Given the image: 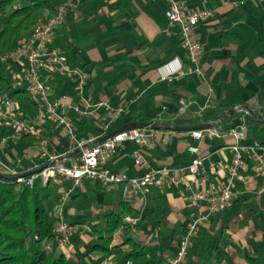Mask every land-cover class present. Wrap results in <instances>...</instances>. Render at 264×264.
<instances>
[{
	"label": "crops",
	"instance_id": "0c3cea01",
	"mask_svg": "<svg viewBox=\"0 0 264 264\" xmlns=\"http://www.w3.org/2000/svg\"><path fill=\"white\" fill-rule=\"evenodd\" d=\"M178 1L187 10L214 11L212 17L195 27L202 47L199 74L188 72L189 63L180 47L178 27L169 25L165 17V0H76V6L66 10L47 49L58 48L66 56L67 64L79 69L85 82L79 94L74 89V78L55 74L50 80L49 99L63 96L69 104L65 113L74 123L80 144L129 122L140 121L138 118L193 125L186 122L197 117L198 110L208 104H247L259 113L257 93L264 88V0ZM30 37L31 32L18 45L27 44ZM9 63L13 89L20 90L11 99L17 103L16 113L30 123L35 110L25 90L22 61ZM178 66L182 75L171 81L163 79ZM46 73L42 69L41 77ZM82 100L103 103L108 109L100 105L93 114L79 117L73 108H81ZM116 108L123 111L114 115L111 109ZM237 114L227 121L239 117ZM101 123L106 129L100 128ZM254 127L264 130V124L259 123L246 128L245 137L237 140L231 130L223 131L217 126L213 127L217 135L201 141L195 140L190 132L149 130L151 147L144 146L143 152L150 167L186 166L191 159L188 148L194 145L202 158L199 174L186 175L177 185L160 190L127 195L123 194L121 185L103 187L98 182L82 180L63 203L65 220L91 226L84 221L85 216H91L97 222L93 226H105L108 213L130 207L125 216L137 219L135 226H138L135 231H129L131 237L149 247L154 258L150 264H166L187 223L199 213L207 214L205 202L194 201L192 196L201 187L222 183L224 165L232 156L229 146L235 142H264L248 134ZM34 128L48 139V150L54 156L80 145L70 141L48 118ZM3 130L8 131L0 126V136ZM27 135L31 138L8 141L0 148L1 163L16 174L29 172L46 162L37 153L35 136ZM134 148L133 142H124L107 162V168L129 177L144 172L133 165ZM77 155L61 162L69 165ZM245 162L246 168L234 180L229 205L208 214L191 240L188 264H264V191L258 193V188L264 185V174H252L250 156H246ZM56 186L62 192L70 183L64 180ZM163 229L167 232L165 241L153 242L156 232ZM74 233L70 238L80 251L84 249L82 242L89 246L96 239L93 232ZM124 236L115 235L112 245L120 246ZM118 246L112 259L122 264L123 260L117 261L116 256L125 253L128 245Z\"/></svg>",
	"mask_w": 264,
	"mask_h": 264
},
{
	"label": "built area",
	"instance_id": "2783aa9c",
	"mask_svg": "<svg viewBox=\"0 0 264 264\" xmlns=\"http://www.w3.org/2000/svg\"><path fill=\"white\" fill-rule=\"evenodd\" d=\"M76 0H67L60 6L55 15L38 20L32 28L31 37L27 44L18 45L9 53L0 57V62L22 61V78L26 83V93L30 102L34 106V117L27 123L16 113L17 103L8 97L7 93L0 91V126L8 131L0 136V148L4 147L8 141L16 142L23 135L33 134L37 139L36 150L45 161L56 160L57 156L48 150V139L43 137L34 126H39L45 118H48L56 127L61 128L70 141L80 144L75 133L73 121L66 115L65 110L69 104L64 97L54 100L49 99L52 87L50 80L53 75H62L75 79L74 89L80 94L84 85V77L77 68L67 64V58L58 48L47 49L54 38V32L58 24L63 20L66 10L76 6ZM167 9L165 17L169 25L178 27L180 47L186 54L189 63L188 72L199 74L201 42L195 35V27L198 23L206 21L213 16L214 11L208 8L187 10L178 0H165ZM46 69L47 73L41 77V70ZM182 75L180 67H175L168 72L163 79L171 81L175 76ZM100 105L93 104L88 100H82L81 108L75 106L74 112L80 117L86 113H94V109ZM89 110V112L87 111ZM114 115L123 111L122 108L112 110ZM101 129H106V125L101 123ZM234 138L245 137L246 126L242 123L238 128L231 130ZM191 136L201 141L206 137L216 134L213 128L190 131ZM150 134L146 129H130L121 131L111 137L91 146L82 149L75 160L69 165L62 162H55L46 167L40 173L27 177H18L16 180L32 186L36 178H41L43 182L51 180L55 185H60L64 180L69 181L70 186L62 191L65 201L74 186L80 184L82 180L98 182L101 186L121 185L123 194H136L149 188L162 189L165 186L177 185L186 175H197L202 168V158L197 146H189L191 154L190 162L183 167L173 168L166 164L158 167H150L143 152L144 146L151 147L149 141ZM133 142L135 148L131 153L133 165L144 172L137 176H126L121 173L111 172L107 168V162L115 154L119 146L124 142ZM232 153L229 163L224 165V178L220 185L201 187L196 191L192 199L205 202L207 214L199 213L193 217L185 226L184 232L179 236L176 251L172 257L168 258L166 264H181L185 261L191 240L197 235L200 226L206 221L208 214H214L225 209L232 197L234 180L239 176V171L246 168L245 158L250 156L253 163L249 169L255 176L264 174V144L253 142L240 144L238 142L229 146ZM18 175L8 169L0 161V175ZM264 191V185L258 188V193ZM124 221L131 225L137 223V219L128 215L124 216ZM89 227L80 224H71L65 220L61 207L55 211L53 229L57 234L59 248L71 247L70 235L73 232L85 231ZM101 264H116L112 257H105ZM122 264H134L131 259L123 260Z\"/></svg>",
	"mask_w": 264,
	"mask_h": 264
},
{
	"label": "trees",
	"instance_id": "16d2710c",
	"mask_svg": "<svg viewBox=\"0 0 264 264\" xmlns=\"http://www.w3.org/2000/svg\"><path fill=\"white\" fill-rule=\"evenodd\" d=\"M66 1L0 0V57L15 49L19 40L32 31L38 20L55 15ZM10 72V63L0 62V91L7 93L9 98H14L20 90L13 89ZM257 99L260 105L259 113L264 117V88L258 91ZM232 105L208 104L198 110L197 117L186 123L199 124L216 120ZM236 116H239L246 128L259 124L244 112ZM138 120L149 121L148 118ZM4 134L5 130L2 131V135ZM25 138L31 137L27 134L21 137ZM59 204L57 186L51 180L43 182L41 178H36L33 185L28 186L24 182L0 178V264H101L103 258L113 256V251L118 246L112 245L113 237L126 234L130 236H124L120 246L127 244L128 250L119 253L116 256L117 261L131 259L134 264H150L154 261L150 256L149 247L132 238L129 233L138 227L124 221L125 214L131 211L130 207L121 212L108 213L105 226L91 228L96 238L90 246V251L96 254L92 260H86L82 254L77 260L71 259L58 247L57 234L53 229L55 211ZM177 241L178 239L176 247ZM181 264H188V251L185 261Z\"/></svg>",
	"mask_w": 264,
	"mask_h": 264
},
{
	"label": "water",
	"instance_id": "95a60500",
	"mask_svg": "<svg viewBox=\"0 0 264 264\" xmlns=\"http://www.w3.org/2000/svg\"><path fill=\"white\" fill-rule=\"evenodd\" d=\"M246 112L252 119L256 120L259 123L264 124V118L251 106L247 104H236L229 109H227L218 119L209 121L206 123H199V124H193V125H181V124H172V123H167V122H162L158 120H150L146 122H141V121H133L129 122L120 128H117L115 130H112L110 132H107L104 135H101L97 138H94L92 140H88L87 142H84L80 144L78 147H76L74 150L63 154L61 156H57L56 160L52 161H47L44 164L38 166L37 168L23 173V174H18L15 176H9V175H0V178L6 179V180H16L18 177H27L31 176L34 174L40 173L43 169H45L48 166L53 165L55 162H61L65 158H69L71 156H74L78 154L82 149L97 144L112 135L119 133L121 131L125 130H130V129H146L147 131L149 130H168V131H173V132H190L194 130H203V129H209L213 127H219L223 131H230L238 127L241 123V119L239 117H234L231 120L227 121L230 119L232 116L239 112ZM47 182V181H46Z\"/></svg>",
	"mask_w": 264,
	"mask_h": 264
},
{
	"label": "rangeland",
	"instance_id": "374dc122",
	"mask_svg": "<svg viewBox=\"0 0 264 264\" xmlns=\"http://www.w3.org/2000/svg\"><path fill=\"white\" fill-rule=\"evenodd\" d=\"M253 134V135H255V139H258V140H263L264 139V130L263 131H260V130H258L257 128H252V130H250L249 132H248V134ZM57 198L59 199V201H60V204L58 205V206H60L61 207V210L63 211L65 208H64V200H63V196H62V192L60 191V192H58L57 191ZM53 211V210H52ZM51 211V212H52ZM64 213H65V211H63ZM64 215V214H63ZM64 218H66V216L64 217ZM101 220H102V218H101ZM84 221H85V223H87V224H89V225H91V226H88L89 228L87 229V230H85L84 232L85 233H92L91 231H92V229L91 228H93V227H102V226H93V225H95L97 222L95 221V219L93 218V217H91V216H85L84 217ZM99 222H100V220H99ZM165 229V228H164ZM162 230V231H160V232H162V234L158 231V232H156L157 234H155V236H154V238H153V242H163V241H165V238H163L164 236H167V232H166V230ZM77 232V231H76ZM72 234H75L74 232L72 233ZM71 234V235H72ZM70 235V236H71ZM74 236H79V235H74ZM73 236V237H74ZM96 241V239H94L93 241H91L90 242V244H89V246H88V244L87 243H85V242H82V244L84 245L83 247H84V249L82 250V251H80V250H78V246L77 245H74V243H73V239L72 238H70V242H71V247H69V248H64V251H65V253L71 258V259H73V260H77L78 258H79V256L82 254V255H85V258H86V260H92V257H94L96 254H95V252H91L90 251V246L94 243ZM79 242H81V241H79ZM151 252H154V250H152Z\"/></svg>",
	"mask_w": 264,
	"mask_h": 264
}]
</instances>
